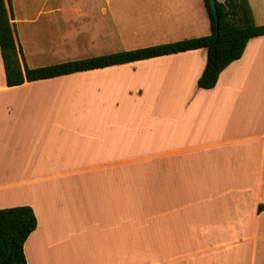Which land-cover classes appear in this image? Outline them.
<instances>
[{"label":"crops","instance_id":"crops-1","mask_svg":"<svg viewBox=\"0 0 264 264\" xmlns=\"http://www.w3.org/2000/svg\"><path fill=\"white\" fill-rule=\"evenodd\" d=\"M248 1L264 25V0ZM9 12L29 68L211 33L204 0ZM206 61L200 48L8 86L0 49V208L34 210L28 264H264V35L211 89Z\"/></svg>","mask_w":264,"mask_h":264},{"label":"trees","instance_id":"trees-1","mask_svg":"<svg viewBox=\"0 0 264 264\" xmlns=\"http://www.w3.org/2000/svg\"><path fill=\"white\" fill-rule=\"evenodd\" d=\"M211 33L205 36L90 56L37 68H29L16 44L10 19L11 0H0V49L8 86L26 81L53 78L75 72L206 48L207 61L198 87L211 89L220 73L241 58L250 39L264 35V25L254 21L248 0H216L218 18L209 0H204ZM37 227V218L30 206L0 208V264H28L24 244Z\"/></svg>","mask_w":264,"mask_h":264},{"label":"water","instance_id":"water-1","mask_svg":"<svg viewBox=\"0 0 264 264\" xmlns=\"http://www.w3.org/2000/svg\"><path fill=\"white\" fill-rule=\"evenodd\" d=\"M210 1V5L212 8V11L215 15L216 18H218V9H217V5H216V0H209Z\"/></svg>","mask_w":264,"mask_h":264},{"label":"rangeland","instance_id":"rangeland-1","mask_svg":"<svg viewBox=\"0 0 264 264\" xmlns=\"http://www.w3.org/2000/svg\"><path fill=\"white\" fill-rule=\"evenodd\" d=\"M97 205H99L98 203H96ZM134 228V226H132V229ZM151 232H153V230L151 231ZM163 232V231H162ZM164 234H165V231L163 232ZM127 235H128V238H130V230L128 229V231H127Z\"/></svg>","mask_w":264,"mask_h":264}]
</instances>
